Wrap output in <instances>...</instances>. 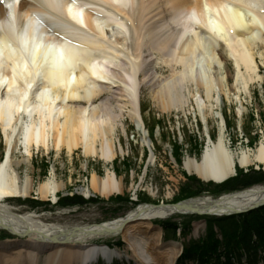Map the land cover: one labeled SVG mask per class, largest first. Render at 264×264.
<instances>
[{"label": "bare ground", "instance_id": "obj_1", "mask_svg": "<svg viewBox=\"0 0 264 264\" xmlns=\"http://www.w3.org/2000/svg\"><path fill=\"white\" fill-rule=\"evenodd\" d=\"M203 1L210 3L214 13L215 6L228 11L221 6L224 0H133L129 10L122 12L131 25L129 35L122 31L108 38L113 52L108 57L107 74L101 68L97 72L81 68L78 73L71 69L63 79L56 80L54 74L66 65L59 56L60 50H48L49 46L44 54L34 53L30 61L12 59L7 70H0V129L12 150L10 159L9 152L7 162L0 165V227L14 238L3 240L0 236V264H40L41 254L45 255V264H92L101 256L113 260L124 255L135 264H177L181 245L165 242L163 231L154 223L156 220L176 215H229L264 201V186L260 185L217 200L206 197L173 207L141 206L125 219L75 229L48 224L37 212H18L5 201L8 197L29 198L32 194L34 178L31 174L24 178L20 169L31 164L34 149L50 151L52 145L56 151L67 149L70 156L74 150L83 149L87 158L98 157L105 163L116 159L118 129L123 131L121 122L125 115L134 122L143 121L140 98L144 88L149 90L155 107L164 113L186 112L193 103L203 124L214 115L220 119L214 147H207L200 160L185 158L190 174L204 181L223 183L235 176L237 163L241 167L261 164L264 169L263 143L255 150L247 148L241 153L228 147L224 134L226 120L218 108L224 99L233 100L240 103L238 114H243V95L249 93L251 85L263 80L259 70L264 66V0L233 3L235 13H227L236 30L231 38L236 42L232 44L225 36L224 42L213 37L202 47L194 43L189 31L175 43L178 26L170 18L190 9L203 11ZM2 2L0 16L4 11ZM253 6L260 8L258 12ZM211 9L204 7L207 16ZM89 19L85 26L92 29ZM208 20L213 23L211 18ZM198 26L194 24L195 28ZM202 27L203 24L195 33L208 35ZM25 51L27 56L32 54L30 49ZM20 53L23 51H14L13 55ZM158 69L168 70V75ZM205 130L209 131V125ZM137 132L143 144L153 146L143 122ZM22 143L27 154L16 159ZM119 145L124 151V146ZM155 157L152 150L150 160ZM90 179L86 195L99 194L107 199L123 192L122 178L116 180L109 167L103 177L94 172ZM64 187V182L53 176L41 182L38 193L42 200H47ZM200 225L196 223V233ZM120 235L127 244L125 250L93 242Z\"/></svg>", "mask_w": 264, "mask_h": 264}, {"label": "rangeland", "instance_id": "obj_2", "mask_svg": "<svg viewBox=\"0 0 264 264\" xmlns=\"http://www.w3.org/2000/svg\"><path fill=\"white\" fill-rule=\"evenodd\" d=\"M231 68V67H230ZM232 70V68H231ZM163 75H168V70H162L160 71ZM262 73V83H256L250 88V93H246L243 95V105L245 107L244 113L241 116L238 114V109L240 108V103L234 102L233 100L227 101V99H224V102L222 104L223 108V114L224 117L226 118V129H227V136H229V139L231 140H239L240 137H246L243 141V144H246L248 139L256 140V146L254 143V148L259 147L260 140L264 138V135L261 133V131L264 132V70L261 72ZM142 111L143 117H144V122H146V126L149 129V133L151 134V139H152V144L153 145L151 148L153 149V152L156 155V162L157 164H153L148 166L147 172H148V177H152L154 181L157 183L161 182V165L160 161H169V163H172L173 161V156H172V150L173 148H176V146H179L180 148L178 149V153L181 155V157L185 158L187 155L186 151L191 152V156H198V158L201 156V147L200 145L203 144V139L202 136H196L199 141V146L193 144L195 136L188 137L189 132L187 131L186 134L182 135L180 134L178 137V143L174 144L172 143V136L169 138L167 135L161 132H157L158 130L156 128L157 126V117L159 115V111L156 109L155 105L153 104L152 100L150 99L149 96V90L145 89L142 92ZM255 114L257 117V120L253 121L251 120V115ZM184 121H181V123L177 124H171V126H167V129L172 127H176L179 125H187V120L185 118L183 119ZM194 121V120H193ZM128 126V125H127ZM218 122L217 119H211L210 120V130L212 131V135H217L219 133L218 130ZM128 128V127H126ZM177 128V127H176ZM260 129H262L260 131ZM260 133V136L256 135L257 133ZM122 134V133H121ZM261 134L263 136H261ZM134 132L129 133V139H133L134 137ZM199 135V134H198ZM258 139H257V138ZM123 144V143H122ZM142 144V142H140ZM144 145V144H143ZM52 146V145H51ZM50 146V151L48 152L47 150L41 149L38 154H34V157L31 159V164L29 165H23L20 169V172H22V176L26 178L27 175L31 174L34 178V188L32 190V194L28 199H14L9 201L7 204L11 205L13 209H15L18 212L24 213V212H31L35 211L39 215L42 216L43 220L48 223V224H57L60 225L61 227H67L71 229H75L76 227H83L87 225H93L97 226V224L116 220L122 217H125L128 215L131 210H133L136 206L138 207V204H131L129 202V194L127 190L125 191V195L123 196V199H117V198H111L107 201L103 200H97L95 203H87L84 202L82 197L75 196L71 202H73L74 206L76 205L77 207L75 209H64L58 208L54 209L53 206L48 203L50 199L47 200H42L40 198L39 193H38V188L41 184V182L45 181L46 179H50V176H52L53 169L57 170L56 178L58 181L64 182L66 185L63 190L61 191L62 193L64 192L65 194H72V193H77L76 190L82 189L85 187V176L87 175L84 174L83 167L84 160L80 158L81 151H76L72 156L68 154L67 149H63L61 153H58L55 151L53 147ZM150 146V145H149ZM195 147L194 150L192 148ZM138 149L132 148L131 152V157H128L125 159V162L119 161L115 165L116 171L120 174H122L126 179L125 182L129 183V180L127 176L125 175L126 173H131V172H142L145 168H147L146 164L149 162V157L151 156V152H149V149L146 148L145 150L143 149ZM3 149V147H2ZM4 150V149H3ZM18 150V149H17ZM141 151L144 152V154H139ZM22 150L19 149L17 155L15 156L16 159L21 158L22 156ZM51 161V162H50ZM51 163L49 167H47L50 172L45 175L44 172L46 170L45 163ZM254 165L251 166L250 168L254 169ZM87 169H90L89 173L98 171L100 174H104L105 169L95 163V164H90ZM256 169V168H255ZM89 179V175H88ZM259 185H264V183H260ZM215 198L221 196V195H212ZM144 198V200H141L142 202L140 203L139 206L143 203H149V204H162V198ZM33 200H36L38 202H34ZM165 204H171L173 201H165ZM34 207V208H33ZM197 219V220H196ZM199 219V220H198ZM206 220L203 216H190V215H185V216H174L173 218L165 219L164 221H169V222H178L179 224H185V223H191L192 228L189 233V235L184 238H180L177 240L178 242H183L187 243L191 241H197L199 238L204 237L206 235V227H207V222H204ZM160 220L155 221V225H158V222ZM195 221V222H194ZM196 223H201L200 227L198 228V232L196 233L195 231V226ZM181 224V225H182ZM164 233V241H172V240H167V238H171L172 235L170 232H168L169 236L168 237ZM0 236L2 238H12V234L8 232L7 230L3 229L0 227ZM182 239V240H181ZM120 241H123L126 246L121 249H125L127 247V244L125 243L123 237L120 235L117 238H109V239H98L93 241L95 244H110V245H115L119 243ZM116 248H118L116 246ZM120 249V248H119ZM44 254L41 256V262L40 264H45V258ZM125 256V255H124ZM126 257V256H125ZM125 257H121L120 260L115 261V264H121L123 262L124 264H135L134 260H128L125 259ZM102 264V263H100ZM187 264H195L192 262H187Z\"/></svg>", "mask_w": 264, "mask_h": 264}, {"label": "trees", "instance_id": "obj_3", "mask_svg": "<svg viewBox=\"0 0 264 264\" xmlns=\"http://www.w3.org/2000/svg\"><path fill=\"white\" fill-rule=\"evenodd\" d=\"M177 158V157H176ZM178 159V158H177ZM264 183V172L251 171L249 174L239 172L237 178L227 181L224 185H210L205 187L200 184L198 180L192 179L187 189L181 192V194L173 200L174 203L184 201V199L193 198L198 195H202L206 191H210L211 195H221L224 193L239 191L241 189H248L249 187ZM165 230L173 233L176 236L177 229L181 227L183 235L186 236L191 223L179 224L178 222H163L161 224ZM208 231H209V244L207 248H201L198 244L192 245L186 249L185 258L192 255L193 252H199L201 262H204V258L209 252H218L220 246H224L227 250V254H237L241 248H245L251 253L257 251L259 248H264V207L259 210L253 211L250 214H244L240 216H231L229 218H213L208 219ZM220 230L223 242L216 239L215 229ZM253 236H256L257 241H254ZM253 257V256H252ZM252 257H249L250 259ZM254 260V258H253Z\"/></svg>", "mask_w": 264, "mask_h": 264}, {"label": "water", "instance_id": "obj_4", "mask_svg": "<svg viewBox=\"0 0 264 264\" xmlns=\"http://www.w3.org/2000/svg\"><path fill=\"white\" fill-rule=\"evenodd\" d=\"M180 205H181L180 203H179V204H173V205H164V204H162V205H160V206H153V205H151V207H152V206H153V207H163V206H165V207H173V206H180ZM261 206H264V201L261 202L260 204L258 203V204H256L255 206L250 207V209H245V210H240V211H234V212L229 213V215H231V214H240V213L251 212V210L258 209V208H260ZM229 215H227V216H229Z\"/></svg>", "mask_w": 264, "mask_h": 264}]
</instances>
